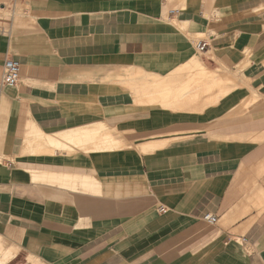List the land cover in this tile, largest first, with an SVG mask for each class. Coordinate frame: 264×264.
<instances>
[{"label": "crops", "instance_id": "obj_1", "mask_svg": "<svg viewBox=\"0 0 264 264\" xmlns=\"http://www.w3.org/2000/svg\"><path fill=\"white\" fill-rule=\"evenodd\" d=\"M0 264H264V0H0Z\"/></svg>", "mask_w": 264, "mask_h": 264}, {"label": "built area", "instance_id": "obj_2", "mask_svg": "<svg viewBox=\"0 0 264 264\" xmlns=\"http://www.w3.org/2000/svg\"><path fill=\"white\" fill-rule=\"evenodd\" d=\"M205 42H199L196 45V49L198 51H203L206 48ZM19 77H20V65L13 61L10 58H6L4 60L3 66H2V77H1V85L2 86H16L19 83ZM159 211H164L163 207L159 208ZM205 219L210 224H214L216 222L215 216H206Z\"/></svg>", "mask_w": 264, "mask_h": 264}, {"label": "bare ground", "instance_id": "obj_3", "mask_svg": "<svg viewBox=\"0 0 264 264\" xmlns=\"http://www.w3.org/2000/svg\"><path fill=\"white\" fill-rule=\"evenodd\" d=\"M151 143H152V142H151ZM155 143H156V142H155ZM158 143H159V142H158ZM156 144H157V143H156ZM156 144H155V145H156ZM163 144H164V142H163ZM163 144H162V142H161V145H163ZM150 145H151V144H150ZM155 145H154V147H155ZM157 146H158V145H157ZM159 146H160V145H159ZM154 147H153V148H154ZM161 147H162V146H161ZM140 148H141V147H140ZM149 148H151V146H150ZM149 148H148V149H149ZM157 148H159V147H157ZM148 149H147V150H148Z\"/></svg>", "mask_w": 264, "mask_h": 264}, {"label": "rangeland", "instance_id": "obj_4", "mask_svg": "<svg viewBox=\"0 0 264 264\" xmlns=\"http://www.w3.org/2000/svg\"><path fill=\"white\" fill-rule=\"evenodd\" d=\"M170 138H171V139H175L176 137H169V139H170Z\"/></svg>", "mask_w": 264, "mask_h": 264}]
</instances>
